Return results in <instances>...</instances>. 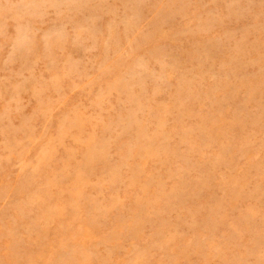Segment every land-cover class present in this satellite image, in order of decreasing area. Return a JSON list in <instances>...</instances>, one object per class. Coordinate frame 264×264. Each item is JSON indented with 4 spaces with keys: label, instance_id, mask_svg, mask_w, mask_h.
I'll use <instances>...</instances> for the list:
<instances>
[{
    "label": "rangeland",
    "instance_id": "1",
    "mask_svg": "<svg viewBox=\"0 0 264 264\" xmlns=\"http://www.w3.org/2000/svg\"><path fill=\"white\" fill-rule=\"evenodd\" d=\"M0 264H264V0H0Z\"/></svg>",
    "mask_w": 264,
    "mask_h": 264
}]
</instances>
